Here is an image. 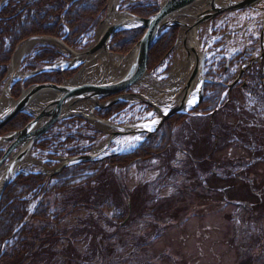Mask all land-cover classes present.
Returning a JSON list of instances; mask_svg holds the SVG:
<instances>
[{"label": "rangeland", "instance_id": "374dc122", "mask_svg": "<svg viewBox=\"0 0 264 264\" xmlns=\"http://www.w3.org/2000/svg\"><path fill=\"white\" fill-rule=\"evenodd\" d=\"M132 1L120 0V3L125 8ZM228 17L230 15L223 17L222 19H226L220 20L216 26L220 28L224 25L225 30L232 31L236 37L234 42L243 43V32L246 33L248 30L253 32L255 27L249 25L251 21H256L255 26L259 29L257 36L259 35L263 15L260 14L256 20H249L248 16L242 14L235 18ZM201 32L199 38L204 33ZM34 39L41 37L24 39L15 46V49L24 41ZM47 44H38L35 48ZM256 47L258 54L259 43H256L255 49ZM62 56L67 60L71 58L64 54ZM174 58L175 61L180 58H177V52ZM173 63L171 66L175 67L177 62ZM164 68L165 65L158 69L157 73ZM23 72L25 71H20L21 75H24ZM133 91L151 93L144 82L136 84ZM20 92L16 96H19ZM236 95L240 102L243 99L247 101L245 105L248 106L240 108L243 111L239 116L228 117L231 111H224L219 117L215 116L214 126L207 124L206 119L197 118H189L188 122L183 120L175 125L174 136L179 138V143L183 142V148L189 154L187 157L183 154L185 152L173 154V149L169 148L166 152H159L157 157L136 161V165L126 170L118 169L115 182L121 183L124 191L128 193V199L115 190L117 186L111 178L108 179V174L100 175L94 181L90 180V187L97 185L98 187L92 193L85 189L86 199L93 204H99L98 201L102 199L104 202L103 205L99 204V208L103 209L104 215L79 206L72 213L65 215L58 227L66 235H70L75 228L83 227L82 221L89 218L96 221L105 234L114 233L115 237L102 241L103 247L112 248L109 255L107 251L104 252L106 258L101 260L100 257L89 256V260L82 261V264H264V111L257 110L258 108L250 111V105L254 104L253 101H249V94L246 95L247 99L241 94ZM262 102V99H257L256 104L262 105ZM136 105H129L130 111L123 112L114 119V122L124 125L148 118L147 111H142ZM216 121L229 128L227 133L222 132L223 136L219 141L209 135L210 131L217 133ZM172 122L175 123L171 121L168 124L170 129L167 127L169 132L172 130ZM55 129L57 126H53L51 131L54 133ZM101 134L94 146L108 141L109 135L104 132ZM127 137L114 134L104 154L119 151ZM171 140L170 137V144ZM164 144L165 142L162 143L163 146ZM248 144H253V147ZM221 145L224 146L220 149ZM165 147L168 148L167 143ZM54 148L51 145L42 150L33 148L30 157L38 162L45 161L42 164L47 165L50 151ZM129 148L131 146L127 144L123 152ZM243 158L245 168L242 172L237 171V167L228 169L220 166L224 161H241ZM250 160L254 161L253 165ZM50 167L49 171L52 168ZM40 169L37 165L30 167V170L35 171ZM111 170L116 171L112 167ZM109 171L107 169L106 173L111 174ZM236 172L238 174L235 175ZM85 175L69 183L73 184L72 188L79 187L77 182L84 181L87 178ZM66 191L62 197L58 196L59 200L74 195L73 191ZM75 200L82 202L77 195L65 202L56 203V208H67ZM50 201H53V197ZM126 202L131 203L130 221L125 227L117 229L114 217L118 213L126 215ZM108 219H113L114 224H109ZM88 241L76 235L74 248L82 256L89 255L90 251L87 248L92 249ZM65 243L67 238L57 242L55 248L59 249Z\"/></svg>", "mask_w": 264, "mask_h": 264}, {"label": "trees", "instance_id": "16d2710c", "mask_svg": "<svg viewBox=\"0 0 264 264\" xmlns=\"http://www.w3.org/2000/svg\"><path fill=\"white\" fill-rule=\"evenodd\" d=\"M107 3L108 0H6L3 2L0 8V82L7 71L6 67L10 62V56L19 42L30 37L47 35L55 38L63 37L66 45L78 48L85 36L89 38L94 36L93 31L105 15ZM129 10L138 16L149 17L156 13L158 8L156 2H150L140 6H131ZM144 32L142 28L120 31L110 42V50L115 53L126 54L137 43L136 41L141 38ZM177 32V27L173 26L164 29L159 34L149 50L147 59L148 70L159 66L164 59L170 56V50L174 45ZM59 57L60 53L51 46L38 47L31 58L25 60L24 68L29 70L36 69V67L51 63ZM75 71L42 73L26 81L25 87L36 82L49 81L58 84L64 78L73 75ZM19 92L18 85H16L12 91V96L16 98ZM206 100L207 98L205 97L203 102H206ZM208 103V110L215 106L213 100H209ZM124 105V102H118L108 108L97 110L96 114L101 118L107 117L121 110ZM174 118L167 120L156 133L148 136L145 141L139 142L134 148L135 150L125 155L106 158L101 162L85 161L73 164L56 173L51 180H48L43 174L20 173L9 184L1 197L0 264H82V261L85 260L84 262H87L89 260V256L100 257L103 260L105 257L104 252L107 251L109 255L112 252V248L109 246L108 248L103 247L102 241L107 238L113 239L115 235L114 233L105 234L96 221L89 218L82 221L83 227L75 228L70 235H66L64 231H61L58 224L65 215L72 213L79 206L90 208L99 215H104L102 214L103 209L99 208V204L103 205L104 201L102 199L98 201L99 204H93L86 199L84 190L87 189L89 193H92L98 187V185L90 187V180L94 181L98 176L108 174V179L111 178L115 182L118 177V169L129 168L136 161L157 157L159 152L168 151L171 148L169 141L171 136L168 131L170 126L168 124L174 121ZM30 120V116L20 113L0 130V134L21 129ZM88 130L82 134L77 129L73 131L60 130L53 134L49 132L39 140L37 146L46 147L52 143L51 140L61 136L64 138V142L59 146H62L61 148H64L65 144L70 143L71 140L87 139L92 142L98 134L96 132L88 134L93 129ZM163 142H165L164 146L162 145ZM166 143L168 148L165 147ZM89 149L90 147H83L82 149L72 148L66 149V152L72 156ZM54 150H57V148H54ZM53 153L56 154V152ZM111 167L116 171H112ZM107 169L108 171L110 170L111 174L106 173ZM84 175L87 178L84 181L79 180L77 182L79 187L75 186L72 188L73 184L70 185L69 183ZM120 184V182H115L117 186L115 190L128 199V193L124 191ZM99 188L101 189V187ZM66 190L69 192L73 191L74 195H69L59 200L58 196L62 197V194L67 192ZM77 195L79 196V201L82 202H76L77 200H75L67 208H56V203L65 202L68 199L77 197ZM52 197L53 201H50ZM32 200L35 201V204L32 211L29 212ZM130 205L131 203L128 202L126 215L123 216L118 213L114 217L117 229L125 227L130 221L132 214L131 211L129 212ZM108 223L114 224L113 219H108ZM76 235H80L84 240H89L88 244L92 247V249L87 248L90 251L89 255L82 256L74 248ZM65 238H67V243L56 249V243L63 241Z\"/></svg>", "mask_w": 264, "mask_h": 264}, {"label": "water", "instance_id": "95a60500", "mask_svg": "<svg viewBox=\"0 0 264 264\" xmlns=\"http://www.w3.org/2000/svg\"><path fill=\"white\" fill-rule=\"evenodd\" d=\"M113 1V0H112ZM111 0H108L106 7V14L104 18L100 21L98 29L102 27L101 35L83 53L89 55L99 48L103 47L106 52H108V46L110 39L122 29L130 28H143L145 33L133 46L129 54L121 55L123 58L128 57L129 65L125 68L119 69V76L111 78L109 81H100V82H88L78 81L77 74L68 81H64L61 84H52L47 83H37L23 88L24 78L21 79L20 90L21 93L14 104L5 111V113H0V129H2L6 124L15 118L19 113L28 114L31 117L29 123L22 129L17 131L7 132L5 135H0V146L5 145L6 148L2 153L0 158V201L1 196L10 182H12L17 175L23 171L20 169V165L29 157L30 150L35 146L36 142L39 141L40 137L49 130L55 123L60 122L62 119H70V117H79L87 119L91 124H94L97 129L101 132L107 133L109 135L108 140L114 134H124V133H145L149 135L158 129L163 122H165L169 117L174 114L182 112L187 107V99L190 97L194 98V101L189 105L190 109H195L199 102L202 100L204 92L203 85L207 81L204 78V66H205V53L201 52L198 57V64L196 67L191 69L189 76L186 79L185 86L179 91V99L174 103L173 106L166 108L165 111L161 112L157 105L151 103L145 96L143 97L137 93H122L123 90L128 88H133L134 85L141 83L143 78L150 73L146 70V60L148 56V51L151 48L154 40L157 38L162 29L177 26L179 29L176 46L179 44L180 34L190 33L194 27L205 25L210 21L214 20L216 16L225 15L228 12H236L239 10H246L247 8L255 9V5L262 0H161L159 3V11L151 17H138L132 13L128 12H119L123 13L126 16L125 21H108L109 9L111 5ZM117 4L119 0H114ZM117 11V9H116ZM191 11V12H188ZM193 13V14H188ZM263 15V29L261 31V52L259 59L264 55V9L260 11ZM187 16V17H186ZM184 18L185 21L180 22L176 18ZM126 23H129L127 25ZM38 38V37H35ZM41 37V39H45ZM52 41H60L58 38H51ZM184 47L183 50L186 51V55L189 56V50H187L186 40L182 41ZM67 48L66 45H63ZM175 46V47H176ZM16 52V50H15ZM14 52V54H15ZM13 54V56H14ZM12 56V57H13ZM258 59V60H259ZM253 60V59H252ZM255 60V59H254ZM13 61V60H12ZM73 61V60H71ZM256 61V60H255ZM69 67V66H68ZM65 67V69H68ZM58 67L54 65L53 67L46 66L36 70V72H42L47 70H57ZM241 73L244 69L240 67ZM239 75V74H238ZM199 78V83L196 89L192 90L194 81ZM8 77V75H6ZM26 78V76H25ZM15 82V81H14ZM40 93L45 94V104L46 106H41L36 115L30 113L27 110V107L30 104H34L33 101ZM111 98L109 103H101L102 98ZM126 97L138 98L140 102L150 105L153 111L159 114V118L145 124H152V128H144L143 126H134V125H117L111 123L107 119L98 118L94 115V107L102 108L112 105L118 101L125 100ZM88 103L93 105L91 109V116H88L84 113L78 112V107L83 104ZM98 125H107L109 128H114V130H109L105 132L104 130L98 128ZM105 145L104 148H106ZM104 150V149H103ZM101 152L93 150L91 153L77 155L72 157L63 158L61 164L51 170V173H47L49 177L55 175V173L60 172L62 168L72 165L73 163L83 162V161H94Z\"/></svg>", "mask_w": 264, "mask_h": 264}, {"label": "flooded vegetation", "instance_id": "af4514ba", "mask_svg": "<svg viewBox=\"0 0 264 264\" xmlns=\"http://www.w3.org/2000/svg\"><path fill=\"white\" fill-rule=\"evenodd\" d=\"M150 2H155V0H133L125 7V9L129 10V7L131 6H140L141 4L150 3ZM225 23H227V21ZM215 24L216 23L212 25L211 31H203L204 32L203 35L199 38L201 39L203 47L204 48L208 47L212 51V55L209 58L205 71H206V75L208 76V78L211 79L213 83H208L204 87V92H205L204 99L206 97L207 100L206 102H203L204 99L202 100L198 109H196L194 112L195 116L199 117V115L207 114L209 113L208 111L212 110V109L208 110L209 100H213V102L215 103L213 109H216L215 111L216 118L219 117L220 114L222 115V112L224 111H229V112L231 111L232 114L230 113L228 117L232 115L239 116L242 113L241 111H243L240 108L245 107L246 106L245 102L247 101H244L243 99V101L240 102L238 100L236 93L238 95L241 94L245 98L246 95L249 94V101L250 100L253 101L254 104V105L252 104L250 105V111L255 110V108H258L257 110L260 109V111H264V55L260 59L258 58L259 60L257 61L253 60V63H250L251 59H253L256 43L258 42V39L256 38L257 33L259 31L258 27H255V29H253V32L249 30L246 31V33L243 32V37H244L243 43L242 42L237 43V41L234 42L236 37L235 34L233 35L232 31H228V29L225 30L226 27L224 25H221L220 28H218ZM91 39L92 38L85 36L81 40L80 42L81 45H79L78 48L86 47L88 45L87 43L90 42ZM46 46H56V45L53 44L51 45L47 44L45 46L39 45L35 49H37L38 47H46ZM229 47L231 48V50ZM35 49L32 52V54H34ZM245 63H246V67H244L243 68L244 70L241 73H239L241 71L240 69L241 65ZM158 69L159 66H156L153 67L152 70L157 72ZM47 72L52 73L53 71H47ZM257 99L263 100L262 105L260 103L256 104ZM232 105H234V107H232ZM209 118L207 119L208 122L210 120ZM188 119L189 117H187V115L178 116V119L173 124L172 130L170 132V136L172 138L171 147L173 149V154L179 152L180 153L185 152L183 153L185 157H187L189 154L187 153L186 149L183 148V142L179 143L178 142L179 138H176L174 136V130H175L174 127L180 121L182 122L183 120H187L188 122ZM215 124L216 127L218 128L217 133L210 131L209 134L214 139L216 138V141H219L221 140L223 134L229 131V128H227L226 125L224 126L222 124H219L217 121ZM255 140L257 141L256 138ZM255 144H258V142H255ZM223 146L224 145H221L220 149ZM248 146L253 147V144L251 145L248 144ZM186 159L189 160L188 158ZM243 160H245V158L241 159V161H237V160L233 162L224 161L220 166H223L225 168L227 167L228 169L237 167V171L242 172L245 168L243 165ZM249 162H251L252 165L254 164V161L250 160ZM236 174L238 173L236 172L235 175Z\"/></svg>", "mask_w": 264, "mask_h": 264}, {"label": "bare ground", "instance_id": "6f19581e", "mask_svg": "<svg viewBox=\"0 0 264 264\" xmlns=\"http://www.w3.org/2000/svg\"><path fill=\"white\" fill-rule=\"evenodd\" d=\"M112 1V0H111ZM117 4H115L114 0L111 2L110 9H109V17L108 21H125L127 18L125 14L119 13L116 11ZM264 9V0L260 1L255 5V10L263 11ZM191 12V11H188ZM193 14V13H188ZM187 17V16H186ZM186 17L184 18H176V20H179L180 22L185 21ZM129 25V23H126ZM102 25L97 33V39L101 35ZM198 27H194V29L188 33V34H180V42L176 46V50L179 52V59L177 60L176 66L169 71L167 74L169 76V79L162 83L161 85L157 84V78H153L152 75H146L143 78V81L148 88H152L151 93H142L141 95L145 98H147L151 103L154 105H157L159 110L161 112L165 111L166 108H169L174 105V103L179 99V91L185 86L186 79L189 76L191 69L196 67L198 64V57L200 56L201 50L199 49V39H198V32L200 30ZM184 39L186 40L187 44V50H189V56L186 55V51L183 50L184 47L182 45V41L184 42ZM49 43L56 45L60 47V45L57 43V41H52L50 39L40 40V39H34L29 41H24L23 44L19 46V48L16 50L13 61L9 67V73L8 77L5 79L6 81L3 84V87L0 89V113H5L9 107H11L14 104V101L10 98V87L12 86L13 82L19 77L20 75V69L19 64L23 57L27 53H29L33 48H35V45L41 44V43ZM61 48V47H60ZM65 48V47H64ZM62 49V48H61ZM63 52L66 55H69L73 61H63L59 62V65L62 66H68L69 65H77L78 63H83L84 68L77 74V80L82 81H92V82H100V81H109L111 78H115L119 76V69L127 67L129 64L130 58L128 57H120L114 54H109L105 51L103 47L99 48V50L90 53L89 55L84 54L83 52H72L69 48L62 49ZM200 76L197 77V79L194 81L193 89H196L198 86ZM156 90V91H155ZM155 91V92H154ZM187 99V106H189L190 101H194V98L191 97V94L189 95ZM46 95L40 93L33 101L34 104H30L27 107L26 111H29L30 113L36 115L37 112L40 110L41 106H46L47 102H45ZM129 99V98H128ZM131 101L138 100V98H130ZM187 108V107H186ZM39 109V110H37ZM90 105L82 104L78 108L79 113H84L88 116H91L90 111ZM160 116L159 114L156 115V119H158ZM155 119V121H156ZM95 124V123H94ZM153 123L145 124L144 126L142 124H135V126H143L145 129L152 128ZM96 126L105 132H108L111 130L107 125H98ZM106 145V141L102 144L98 145L96 148V151L103 152L104 147ZM41 165L39 162H37L35 159H32L31 157L24 160V162L20 165V169L26 170L29 169L32 165Z\"/></svg>", "mask_w": 264, "mask_h": 264}, {"label": "snow or ice", "instance_id": "6c2138e0", "mask_svg": "<svg viewBox=\"0 0 264 264\" xmlns=\"http://www.w3.org/2000/svg\"><path fill=\"white\" fill-rule=\"evenodd\" d=\"M190 104L192 103V101L189 102Z\"/></svg>", "mask_w": 264, "mask_h": 264}]
</instances>
